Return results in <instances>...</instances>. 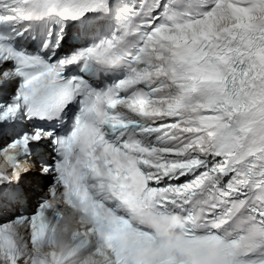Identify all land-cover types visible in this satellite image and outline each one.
<instances>
[{"label": "snow or ice", "instance_id": "1", "mask_svg": "<svg viewBox=\"0 0 264 264\" xmlns=\"http://www.w3.org/2000/svg\"><path fill=\"white\" fill-rule=\"evenodd\" d=\"M33 173L0 264H264V0H0V188Z\"/></svg>", "mask_w": 264, "mask_h": 264}, {"label": "bare ground", "instance_id": "2", "mask_svg": "<svg viewBox=\"0 0 264 264\" xmlns=\"http://www.w3.org/2000/svg\"><path fill=\"white\" fill-rule=\"evenodd\" d=\"M31 178L35 181H38L39 180V177L37 176V174L33 173V174H30Z\"/></svg>", "mask_w": 264, "mask_h": 264}]
</instances>
